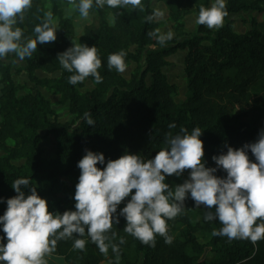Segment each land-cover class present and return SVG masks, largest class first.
Listing matches in <instances>:
<instances>
[{
	"label": "trees",
	"instance_id": "1",
	"mask_svg": "<svg viewBox=\"0 0 264 264\" xmlns=\"http://www.w3.org/2000/svg\"><path fill=\"white\" fill-rule=\"evenodd\" d=\"M63 1L70 5L69 0ZM154 2L166 6L172 25L173 35L163 43L158 40L163 33L159 31ZM211 3L142 0L135 9L94 6L89 14L91 23L84 27L82 36L84 44L98 49L102 61L98 71L103 80L97 84L89 76L72 85L68 82L72 73L62 67L57 56L72 42L77 43L74 21L55 0H32L23 21L16 25L23 36L34 38L35 25L48 11H52L59 28L53 46L49 42L38 44L31 57L23 58L24 67L15 68V53L0 60V197L16 195L11 184L27 177L47 198L49 211L63 213L74 210L73 195L80 174L77 162L86 149L104 153L106 161L119 158L125 151L149 159L166 147L168 134L176 135L181 129L190 133L200 127L206 166H215L212 156L226 151V144L240 147L255 141L264 128V0H226L227 14L221 27L199 25L196 33H187V17L197 16L201 6L209 7ZM244 13L252 15L251 28L239 34L230 16ZM113 15L115 22L110 23ZM120 50L126 52L125 71L134 66L128 78L125 71L107 66L108 55ZM180 52L185 53L188 88L183 100L178 99L179 86L166 74L171 66L169 58ZM38 72L60 76L40 78ZM23 73L35 88L20 95L21 87L14 77ZM39 88L60 96L69 120L61 122L57 118L51 101ZM85 113L91 114L93 126L87 124ZM170 123L176 127L169 128ZM48 137L55 140L50 157L42 147ZM249 156L254 159L251 152ZM217 175L224 173L218 170ZM187 176L185 170L181 177L166 176L165 182L174 187ZM129 198L119 205L118 212ZM5 209L6 203H0V215ZM205 213L204 206L196 207L189 196L181 213L167 221L171 243H165L160 234L155 235V246L142 243L124 231L126 219L120 216L119 223H113L108 232L106 253L85 233L83 250L73 247L78 238L74 234L58 240L48 254L63 258L66 264H264V239L253 242L213 236V230L222 225L218 219L204 220ZM121 237L124 243H120ZM111 244L118 245V253Z\"/></svg>",
	"mask_w": 264,
	"mask_h": 264
},
{
	"label": "clouds",
	"instance_id": "2",
	"mask_svg": "<svg viewBox=\"0 0 264 264\" xmlns=\"http://www.w3.org/2000/svg\"><path fill=\"white\" fill-rule=\"evenodd\" d=\"M141 2L69 0L70 11H78L82 18H88L94 6L135 9ZM31 6L32 0H0V60L9 53H15L20 59L31 57L38 44L57 39L59 27L52 11L45 13L42 22L35 25L34 38L23 36L22 29L16 25L23 21L24 11ZM226 14V0H212L209 7H200L196 23L210 29L219 28ZM155 15L163 16V12L158 10ZM114 22L113 15L110 23ZM171 37L172 33L168 32L159 35L158 40L163 43ZM125 56L124 50L110 53L108 68L124 72ZM57 58L72 73L68 78L70 84L76 85L89 76L97 84L102 82L98 71L102 61L96 45L72 42ZM85 117L88 125L95 124L90 113H85ZM174 127V123L169 124V128ZM202 133L200 127H195L190 133L181 129L176 135L168 134L166 147L149 159L125 151L119 158L106 161L104 153L86 149L77 162L80 174L73 195L74 210L63 213L49 211L47 198L39 194L29 178L16 179L11 184L16 195L0 197V203H6L0 215L3 233L0 264H47L44 257L55 249L57 241L72 238L74 234L78 237L74 239V248H85L87 241L82 237L87 233L100 251L106 253L108 232L113 223H119L120 216L126 219L124 231L142 243L155 246L156 234L164 236L165 243H171L173 238L167 234V221L181 213L189 196L196 207L203 205L206 209L204 220L218 219L222 225L219 230H213V236L253 242L264 239V128L253 142L240 147L226 144V151L212 156L215 166H206ZM249 152L254 159H250ZM185 170L188 176L182 183L173 187L165 182L166 176L181 177ZM218 170L224 175H217ZM126 198L129 199L118 212ZM120 243H124L123 237ZM111 247L119 252L118 245L111 244Z\"/></svg>",
	"mask_w": 264,
	"mask_h": 264
},
{
	"label": "rangeland",
	"instance_id": "3",
	"mask_svg": "<svg viewBox=\"0 0 264 264\" xmlns=\"http://www.w3.org/2000/svg\"><path fill=\"white\" fill-rule=\"evenodd\" d=\"M51 1L53 0H48L49 3ZM55 1L58 2V4L61 6L65 14H67V16L72 18V20L74 21V24L76 27L77 43H85V40L82 36L83 30L86 25L91 23V17L82 18L79 14L76 13V10L70 11L71 5L68 6L63 0H55ZM153 9L155 10V13L158 10L163 12V16H156L157 21L160 23L159 31L163 34H167L168 32L172 33V25L169 21V14H168V10L166 6L163 3L154 2ZM196 17H197L196 15H190L186 19V32L189 34L196 33L198 29L199 25L196 23ZM251 19H252V15L250 13H244V14L237 15L235 18V31L239 34H243L247 32L251 28L250 26ZM212 29H217V28L214 27ZM55 41L49 42L48 45L53 46ZM184 56H185V53L180 52L177 55L170 57L169 61L171 63V66L166 69V74L170 82L178 85L180 88V97L178 98L179 100L185 99L186 96L188 95L187 82H186V78L184 75V65H183ZM22 67H24V60L17 57L15 61V68H22ZM133 69H134V66L128 68L124 72V76L128 78ZM38 76L40 78H46V77L55 78V77H59L60 74L56 73L54 75H48L43 72H38ZM14 79L16 83L21 87V90L19 93L20 95L29 93L30 91H33L35 88V86L30 83L28 76L25 73L21 75H15ZM261 87L262 86L259 85L258 89H260ZM91 88H92V85H89V89ZM39 90L43 93V95L48 100L51 101L53 105V109L56 112L57 118L61 122H66L67 120L70 119L67 107L60 103L59 95H56L45 88H39ZM42 147L44 148L46 152V156L50 157L53 154L54 149H55L54 138L48 137L47 139H45L42 142ZM199 238L202 242H205L203 235L199 234ZM207 256H209V254H207ZM44 258L46 259L47 264H66L64 259L58 256L46 254Z\"/></svg>",
	"mask_w": 264,
	"mask_h": 264
},
{
	"label": "crops",
	"instance_id": "4",
	"mask_svg": "<svg viewBox=\"0 0 264 264\" xmlns=\"http://www.w3.org/2000/svg\"><path fill=\"white\" fill-rule=\"evenodd\" d=\"M236 16H237V15H231V16H230V19H234V20H235Z\"/></svg>",
	"mask_w": 264,
	"mask_h": 264
}]
</instances>
